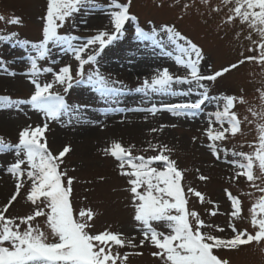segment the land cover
<instances>
[{"label":"snow or ice","instance_id":"obj_1","mask_svg":"<svg viewBox=\"0 0 264 264\" xmlns=\"http://www.w3.org/2000/svg\"><path fill=\"white\" fill-rule=\"evenodd\" d=\"M200 3L208 5L210 0H200ZM221 3L228 9L224 23L234 25L238 22L242 27L236 33V38L240 39L243 35V39L249 41L247 51L255 54L244 56L241 53L242 59L211 75L201 73L200 64L204 60L202 49L174 25L165 24L158 29L149 21L152 25L149 30L141 27L138 17L131 12L132 0H109L101 10L109 17L112 30H102L88 38L61 33V29L70 22L75 25L77 16L91 14L99 7L96 0H47L39 41L19 39L17 32L0 34V43L15 44L26 50L30 67L24 75L33 86L28 99L0 96V109L22 110V106L27 105L40 113L43 120L41 125L23 128L15 144L0 137V154L12 153L15 157L14 162L5 169L15 184L13 194L0 207V264H128L130 255L142 253H121L119 250L142 248L146 243L156 249L152 256L160 264H229L216 250H238L242 246L264 242V82L257 89L260 104L248 109L253 120L244 117L249 124H255L257 131L255 140L247 145L251 149L248 152L235 148L229 150L226 146L230 137L242 134L243 121L235 109L237 104L247 101L243 96L211 95L210 86L203 83H214L245 63L256 64L264 75V0H221ZM191 6L185 3L182 8L187 11ZM210 10L220 12L222 8L216 6ZM0 22L22 26V18L18 16L6 18L0 15ZM129 24L135 25L138 41L163 48L166 39L178 53L176 63L187 72L185 76H174L165 68L151 80L145 79L134 91L145 96H175L177 92L173 86L186 84L195 87H189L180 94L195 93L198 99L119 111H143L153 116L159 111H167L178 117H195L204 112L208 104H215V110L208 114V147L216 160H222L234 169L230 181L244 178L254 192L260 193L250 208L253 231H241L234 223L230 225L234 233L231 238H221L204 231L213 227L221 232L224 229L206 224L199 212L189 208L192 196L201 204L206 202L205 196L191 187L185 188L184 172L169 155L172 149L167 145L150 143L146 150L156 154L147 157L133 155L135 145L125 146L119 141L112 142L104 149L105 154L117 162L120 175L128 178L127 190L134 210L133 220L143 236L138 243L135 237L122 232L108 229L92 232L96 213L90 208H74V178L61 167L70 148L65 147L54 154L48 146L46 132L50 122H61L65 118L69 123L81 120V113L87 106L70 104L66 98L75 86H87L100 98L114 103L131 93L132 90L122 81L111 79L101 72L99 59L106 48L125 35L126 25ZM57 52L70 55L76 61L75 72L71 64H64L58 69L54 67L58 63L54 55ZM0 70L11 76L16 75L8 70L2 58ZM46 74H51L52 79L42 82L41 77ZM57 87L64 94L53 90ZM163 127L152 131L162 130ZM198 178L201 181L208 179L204 175ZM26 185L25 199L33 206L32 211L25 216H12L9 209ZM225 195L231 203L232 220L239 219L243 213L241 199L228 189H225ZM209 214L217 215L215 206ZM39 218H43V227ZM157 226L168 231L158 230Z\"/></svg>","mask_w":264,"mask_h":264},{"label":"rangeland","instance_id":"obj_2","mask_svg":"<svg viewBox=\"0 0 264 264\" xmlns=\"http://www.w3.org/2000/svg\"><path fill=\"white\" fill-rule=\"evenodd\" d=\"M125 2V0H121ZM99 7L89 15L76 17L75 25L67 23L61 33H71L84 38L96 35L99 31H111L110 19L101 10L109 0H96ZM190 3L192 6L184 11L182 5ZM47 0H0V15L6 18L18 16L22 18V26H15L0 22V34L17 32L19 39L39 41L42 34L43 17L46 14ZM219 6L220 12L210 9ZM131 12L138 17L140 26L149 30L151 21L158 29L162 25H174L178 31L196 43L203 51L204 60L200 64L201 73L211 75L221 69L236 63L244 56L254 55L247 51L249 41L236 38L241 25L224 23L228 12L221 0H210L208 5L200 0H132ZM86 21V23L84 22ZM244 34H247L245 29ZM256 38L255 36L253 37ZM164 47H154L150 43L138 41L135 36V25H126L125 35L113 45L105 49L100 59V70L111 79L122 81L131 93L119 98L118 103L106 101L89 87L75 86L67 94L70 104L87 106L81 113V120L71 123L65 118L61 122H50L46 132L48 146L54 154H58L65 147L70 151L65 155L62 169L67 170L68 176L74 178L72 202L75 209L90 208L95 213L92 232L98 233L106 229L113 232H122L126 236L135 237V242L143 239L133 220L134 210L131 205L127 177L120 175L117 162L104 149L114 141L125 146L135 145L133 155L152 156L156 153L148 149V145H167L172 149L169 155L176 161L179 169L184 172V186L191 187L204 194L206 202L201 204L196 197L189 200V208L199 212L206 224L218 226L224 231H217L215 227L204 231L221 238H231L234 233L230 227L235 224L237 229L253 231L250 225V208L259 197V192L249 186L244 178L230 181L234 169L216 160L208 147L209 141L206 130L209 127V113L215 110V104H208L205 111L195 117L174 116L167 111H159L155 116L147 112L127 111L119 109L149 108L155 104L180 103L194 101L198 96L181 95L194 85L176 84L174 90L177 95L151 94L145 96L136 93L135 88L141 86L145 79L151 80L160 71L167 68L174 76L187 75L186 70L176 63L174 46L164 40ZM172 53L169 55L168 53ZM59 68L64 64H71L73 72L76 61L70 55L54 53ZM0 58L5 66L15 76L8 75L0 70V96H10L13 99H28L33 86L24 75L30 67L28 54L25 49L15 44L0 43ZM45 64V62H41ZM45 66H51L45 64ZM259 66L252 63L240 65L220 77L214 83L205 81L210 86L211 95L228 94L237 97L243 96L247 103L237 104L235 111L243 121L242 134L230 137L226 142L229 150L248 152L247 146L257 136L255 124L248 109L260 104L257 89L262 87L264 75ZM51 74L41 77L42 82L51 81ZM64 94L62 89H53ZM199 91V90H198ZM41 114L30 106H22V110L15 108L0 109V137L15 144L18 133L25 127L41 125ZM162 130L153 132L152 129ZM195 138V139H194ZM231 159V157H229ZM12 153L0 154V207H2L14 192L15 181L6 173L7 166L14 162ZM204 175L207 180L201 181L198 177ZM228 189L233 195L239 196L242 201L243 213L239 219L232 220L231 203L225 195ZM27 185L21 196L9 209L12 216L28 215L33 206L26 201ZM252 193V195H249ZM211 201L212 203H208ZM217 210V215L209 213ZM43 227V218H39ZM167 232L168 229L160 228ZM46 230V229H45ZM123 252H141L142 255H130L128 264H160L152 256L156 251L146 243L142 248H125ZM217 254L228 260L229 264H264V242L242 246L238 250H216Z\"/></svg>","mask_w":264,"mask_h":264}]
</instances>
